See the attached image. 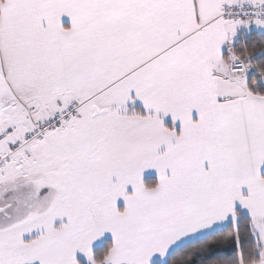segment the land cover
<instances>
[{
	"label": "snow or ice",
	"instance_id": "6c2138e0",
	"mask_svg": "<svg viewBox=\"0 0 264 264\" xmlns=\"http://www.w3.org/2000/svg\"><path fill=\"white\" fill-rule=\"evenodd\" d=\"M0 264H264V0H0Z\"/></svg>",
	"mask_w": 264,
	"mask_h": 264
},
{
	"label": "trees",
	"instance_id": "16d2710c",
	"mask_svg": "<svg viewBox=\"0 0 264 264\" xmlns=\"http://www.w3.org/2000/svg\"><path fill=\"white\" fill-rule=\"evenodd\" d=\"M178 256H179V254H178ZM178 256H177V258H178Z\"/></svg>",
	"mask_w": 264,
	"mask_h": 264
}]
</instances>
